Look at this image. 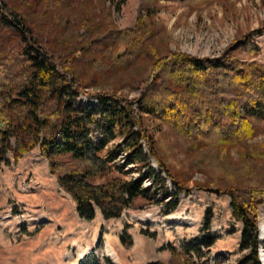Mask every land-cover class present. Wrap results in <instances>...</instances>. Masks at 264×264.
I'll list each match as a JSON object with an SVG mask.
<instances>
[{"label":"trees","instance_id":"obj_1","mask_svg":"<svg viewBox=\"0 0 264 264\" xmlns=\"http://www.w3.org/2000/svg\"><path fill=\"white\" fill-rule=\"evenodd\" d=\"M126 1H0V166L10 167L8 154L16 164L39 149L50 176L88 223L97 210L108 221L126 210L161 204L163 215H169L178 208L181 192L224 194L233 220L242 225L239 251L244 254L236 264H261L264 143L255 139L264 131V65L254 37L264 28L238 34L219 56L200 58L174 52L163 41L160 2L175 0H138L134 25L121 29L114 14ZM179 1L191 11L223 3ZM109 83L112 89L105 90ZM124 88L139 95L129 99L119 94ZM81 96H93L100 107L78 104ZM147 118L168 128L190 159L189 170L204 181L191 187L190 174L166 163ZM117 138V150L125 154L118 166L113 156L103 155ZM128 164L138 179L125 178ZM212 219L208 207L200 239L180 248L162 246L158 252L170 253L168 263L147 264H194V257L203 258L217 239ZM128 228L119 236L125 249L133 246Z\"/></svg>","mask_w":264,"mask_h":264},{"label":"rangeland","instance_id":"obj_2","mask_svg":"<svg viewBox=\"0 0 264 264\" xmlns=\"http://www.w3.org/2000/svg\"><path fill=\"white\" fill-rule=\"evenodd\" d=\"M2 1V0H0ZM214 3L203 11H191L182 6L179 0L160 2L157 19L164 29L163 41L174 52L186 53L205 58L219 56L238 34H247L258 28H264V2L262 0H222ZM2 3H0V7ZM138 0H127L119 14H114V20L121 29L134 25ZM261 49L258 61L264 65V32L254 37ZM112 83L105 86V90L112 89ZM91 92H96L91 89ZM131 98L139 95L137 91L126 88L119 91ZM78 104L99 108L101 102L93 96H81ZM146 126L155 135L159 146L165 155L166 163L181 173L190 174L192 178L188 184L192 187L194 181H204V177L196 170H189L190 159L183 155L182 146L167 127L147 118ZM264 129V124H262ZM99 136L96 134L94 140ZM120 138L108 144L104 157L113 156V164L121 165L125 160L122 150H117ZM264 143V131L255 139ZM235 159V151L231 152ZM10 167L0 166V264H16L18 258L25 254H44L61 249L70 250L74 263L72 264H115L107 253L110 240L118 242V250L127 264H143L144 262L162 261L159 258L164 251L159 248L172 244L180 248L184 243L200 239L201 226L205 210L211 207L213 219L211 232L217 237L215 244L204 250V257L193 258L194 264H236L244 253L239 251L242 225L233 220L229 206L230 199L224 194L206 190H193L190 194H179V205L176 211L163 215V206L151 205L144 210H126L119 219L103 221L96 216L93 222L80 220L75 211V204L71 198L59 188L55 178L51 177L46 161L40 157L39 149L26 154L22 160L25 168L17 173L22 160L14 163L11 154L7 155ZM151 167L156 172L159 168L154 159ZM35 168L43 171L50 181L51 189L41 193V186L37 182ZM147 173V170H144ZM123 173L128 180H136L139 174L132 164H128ZM144 186H149L148 179L143 180ZM167 193L171 195L172 186L166 179ZM168 201V200H166ZM51 210V211H50ZM66 214H69L67 216ZM143 216L144 219H138ZM9 217L8 219H5ZM178 217L180 224L171 220ZM264 218V204L259 208L258 220ZM68 218V220H66ZM75 224V227L87 232V240L82 246V252L77 253L70 244L62 248L59 236L64 231L58 222ZM55 222L56 227H53ZM128 226V233L133 239V246L125 249L119 236ZM260 228V225H259ZM141 231L154 233L153 239L143 236ZM30 234V235H29ZM144 240L142 244L138 238ZM59 242V243H58ZM264 249V242L261 241ZM260 250V249H259ZM165 252H168L165 250ZM264 252V250H263ZM170 255V253H169ZM142 259V260H141ZM156 260V261H155ZM146 264V263H145Z\"/></svg>","mask_w":264,"mask_h":264},{"label":"bare ground","instance_id":"obj_3","mask_svg":"<svg viewBox=\"0 0 264 264\" xmlns=\"http://www.w3.org/2000/svg\"><path fill=\"white\" fill-rule=\"evenodd\" d=\"M25 162H26L25 160H22V164L21 166L18 167L17 173L21 172L23 168H25V171H26ZM34 171H38L36 172V176H37V182L41 186L40 188L41 193H44L47 190L51 189L50 181L46 179V175L44 174V172L40 171L38 168H35ZM66 215L69 216V214H66ZM8 218L9 217H6L5 219H8ZM138 219L140 221V220H143L144 217L139 216ZM66 220H68V218ZM171 220L179 223V225L184 224V223L179 222L180 220L178 219V217H171ZM53 224H55V222H52V225ZM58 224H59V227L61 226L62 228L61 227L60 228L64 229L65 231L61 234V236L58 237V239L61 241L60 244L63 245L62 248L64 249L65 245L70 244L72 248L76 250L77 253L84 251L82 250L84 248L82 244H84L85 241L87 240V237L85 236L87 232L86 231L84 232L83 229H80L79 227H75L76 225L72 224L71 222L69 224H65L63 221V223L58 222ZM259 225H260V228H259L260 238H261V241L264 242V218L260 217ZM53 227H56V225H53ZM117 245H118V242L110 240L107 246V253L109 257L113 260L115 264H127L125 263L124 257L122 256L121 252H119ZM263 250L264 249L262 248L260 258L262 259L263 264H264ZM71 262L74 263V260L72 259V254L70 253L69 249L68 250L66 249V252L64 250L62 251L61 249H59L58 251L56 250L52 252L47 251L44 254H36V255H29L27 253L23 257L18 258L16 260V264H72ZM1 264H4V263H1Z\"/></svg>","mask_w":264,"mask_h":264},{"label":"crops","instance_id":"obj_4","mask_svg":"<svg viewBox=\"0 0 264 264\" xmlns=\"http://www.w3.org/2000/svg\"><path fill=\"white\" fill-rule=\"evenodd\" d=\"M96 216H99V217H101V218H102V216L100 215V213H99V212L97 213V215H96ZM102 220H103V221H105L103 218H102ZM138 240H140L142 244H145V243H144V240H143V239H141L140 237L138 238ZM169 258H170L169 252H165V251H164V253H163V254H160V255H159V258H158V259H160V260H162V261H165V262H166V261H168V259H169ZM141 260H142V259H141ZM155 261H156V260H155ZM145 263L147 264V262H144L143 264H145Z\"/></svg>","mask_w":264,"mask_h":264},{"label":"water","instance_id":"obj_5","mask_svg":"<svg viewBox=\"0 0 264 264\" xmlns=\"http://www.w3.org/2000/svg\"><path fill=\"white\" fill-rule=\"evenodd\" d=\"M260 238V237H259Z\"/></svg>","mask_w":264,"mask_h":264}]
</instances>
